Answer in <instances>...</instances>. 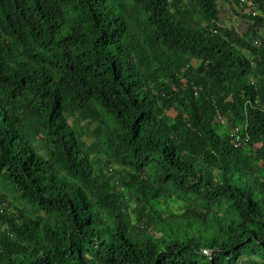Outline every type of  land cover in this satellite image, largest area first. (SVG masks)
<instances>
[{
	"label": "trees",
	"instance_id": "obj_1",
	"mask_svg": "<svg viewBox=\"0 0 264 264\" xmlns=\"http://www.w3.org/2000/svg\"><path fill=\"white\" fill-rule=\"evenodd\" d=\"M0 264H264V0H0Z\"/></svg>",
	"mask_w": 264,
	"mask_h": 264
},
{
	"label": "rangeland",
	"instance_id": "obj_2",
	"mask_svg": "<svg viewBox=\"0 0 264 264\" xmlns=\"http://www.w3.org/2000/svg\"><path fill=\"white\" fill-rule=\"evenodd\" d=\"M234 7L229 2H222L219 6V24L238 27L240 18L234 13ZM13 200V196H10ZM210 253V252H209ZM209 255L208 253H205Z\"/></svg>",
	"mask_w": 264,
	"mask_h": 264
},
{
	"label": "built area",
	"instance_id": "obj_3",
	"mask_svg": "<svg viewBox=\"0 0 264 264\" xmlns=\"http://www.w3.org/2000/svg\"><path fill=\"white\" fill-rule=\"evenodd\" d=\"M232 135L235 136L232 139V143H234V145L236 147H239L241 145V143L239 142V128H235L234 131L232 132ZM205 253H208L207 251H204ZM209 254V253H208Z\"/></svg>",
	"mask_w": 264,
	"mask_h": 264
},
{
	"label": "clouds",
	"instance_id": "obj_4",
	"mask_svg": "<svg viewBox=\"0 0 264 264\" xmlns=\"http://www.w3.org/2000/svg\"><path fill=\"white\" fill-rule=\"evenodd\" d=\"M228 27H230V26H228Z\"/></svg>",
	"mask_w": 264,
	"mask_h": 264
}]
</instances>
